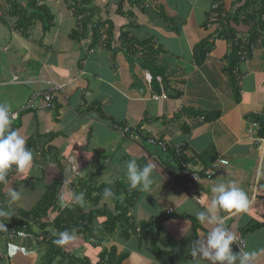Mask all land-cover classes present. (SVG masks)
Returning <instances> with one entry per match:
<instances>
[{"label": "crops", "instance_id": "1", "mask_svg": "<svg viewBox=\"0 0 264 264\" xmlns=\"http://www.w3.org/2000/svg\"><path fill=\"white\" fill-rule=\"evenodd\" d=\"M85 1L37 0L43 12L23 32L9 0H0V86H11L10 93L2 91L0 104L18 112L14 129L26 144L31 139L32 146L26 147L33 153L31 170L18 173L14 168L9 183L1 186V210L10 215L0 218L15 223L58 181V207L63 210L117 214L121 208L116 199L94 200L105 188L121 194L118 203L128 210L137 233L115 238L102 227L106 216H96L88 224L107 237L105 246L90 245L79 233L53 248L50 240L42 242L41 227L32 222L30 234L15 240L29 252L2 257L0 264H49V258L50 264H83L80 259L85 257L95 264L102 248L112 245L117 254H126L122 264H212L199 253L193 257L191 250L199 248L197 239L206 243L213 227L200 224L195 213L203 210L201 201L210 204L211 188L219 183H235L249 199L244 211L218 213L236 240L245 242L243 248L234 242L233 251L254 252L252 264H264V149L252 128L253 115L264 114V31L250 57L231 75L227 55L232 41L221 33L215 17L218 12L229 17L227 26L245 40L251 22L228 15L246 1L258 10L264 0ZM47 19L52 25L44 31ZM124 33L131 41L120 38ZM206 39L211 48L201 61L196 46ZM148 61L162 68L156 81L143 66ZM233 82L239 87V102ZM55 83L62 91L53 89ZM46 91L53 94L49 104L42 96ZM33 101L35 108L25 109ZM212 111L220 116L202 119L200 113ZM149 138L163 142L167 150ZM207 151L214 161L221 158L228 164L219 166L213 178H181V163L192 171L206 168L200 155ZM132 158L141 167L153 164L154 194L129 186L125 164ZM13 188L21 198L8 211L4 189ZM80 192L88 196L77 203ZM55 233L50 238H58ZM7 241L0 236V251L6 252Z\"/></svg>", "mask_w": 264, "mask_h": 264}, {"label": "trees", "instance_id": "2", "mask_svg": "<svg viewBox=\"0 0 264 264\" xmlns=\"http://www.w3.org/2000/svg\"><path fill=\"white\" fill-rule=\"evenodd\" d=\"M89 0H86L83 4L86 5ZM263 0H260L262 2ZM9 3L12 5V10L13 13L18 17V22H19V30L25 32L36 20L38 19L39 13L41 14L43 12L44 7L38 8L37 7V0H25L26 5L23 7V5L19 2V0H9ZM83 6L82 11L86 10V8ZM80 4L76 5V8ZM119 7H121V3L119 2ZM16 11H15V10ZM253 9V10H252ZM120 13V10H118ZM264 12V4H260V8L257 10L254 8V6L250 5V2L246 1L244 4L240 5L233 11L232 15H228L231 17V19H234V21L237 22H244V23H249L251 22V34L249 37L246 38L244 41L243 39H238V36L236 33L230 29L228 25L229 17H221V12H218V14L215 15V17L219 18V23L221 25L222 34H226L229 39L232 41V47L230 53L227 55V59L229 60V73L232 75L233 70L237 67V64L240 62H243L247 60L250 55L253 52L254 48V42L256 39L260 36L261 31H264V21L262 20V13ZM40 16V15H39ZM48 18V17H47ZM52 20L50 21L44 20V31H47L52 24H50ZM123 37L125 40H130L127 37V33L121 34L120 38ZM131 41V40H130ZM128 41H126L127 43ZM133 44V43H132ZM148 48L147 52L150 54H153V48H151L148 45H145V48ZM211 48V41L209 39L203 40L196 46V53L199 55V58L201 61L204 59V55L207 53V51ZM243 50L246 52V55L239 54V52ZM143 66L148 69L150 74L152 75V79L156 81L157 75L162 76V68H158L155 64L148 62L143 63ZM156 78V79H155ZM234 81V80H233ZM235 85L234 87V98L236 102H239V87L238 84L233 82ZM202 115V119L206 121H211L215 120L220 116L219 111H212V112H205V113H200ZM17 120V121H16ZM12 123V128H17L18 125L16 122L19 120L16 119ZM253 122H256L259 125V130H258V136L260 138H264V114L263 115H257L254 114L252 118ZM31 139L27 140V147L32 146V143L30 142ZM158 140V139H157ZM165 147H164V146ZM161 145L164 150H167V146L165 144ZM212 151H207L204 152L200 155V159L202 160L204 169H208L211 167V165L214 162V156L210 155ZM182 150L181 152L178 151L179 155H182ZM181 157V156H179ZM183 158L181 157V161ZM185 160V159H184ZM216 176V175H215ZM213 176V177H215ZM212 177V178H213ZM60 182L54 181L52 186L50 187V190L46 195L43 197V199L39 202L37 206H34L33 209L23 211L21 212L22 215H20V218L15 221V223H9L6 221H3L11 230L13 229L14 233L18 232H23L25 235H29V223L33 222V225H39L41 227L42 233L40 235H43L44 241H49L50 240V245H52L53 248L59 247L57 244H55L53 241L56 240L57 238H50L47 240V237H51L53 232H45L44 229L48 227L49 224L53 225L55 229V234L58 235L57 237L59 238V234L64 231H68L71 235L75 234H83L85 238L91 243L90 245L94 246H102L105 239L104 235L101 236L99 235V232L96 231L94 226H91L88 224L90 223L94 217L96 216H106V221L103 222L104 226L106 227L105 230L107 233H115L116 230V225L121 226V233H122V238L127 239L130 238L131 235H135L137 232V228L130 223V219L127 216L128 210L126 208L121 207V205L118 203L120 200V195L121 194H112L110 197L113 199H116V206L121 208L119 211H116L117 214H113L112 212L108 211H97V210H92L87 213H81L77 211L78 209L76 208L75 210H68V209H61L59 205V202L61 200V196L59 194L58 189L60 188ZM107 187V186H106ZM104 192V191H103ZM84 196H88V194H84ZM89 196L91 197V193H89ZM101 197H104V195L97 196L96 200H99ZM119 198V199H118ZM94 199V198H91ZM4 204H2L3 206ZM2 208V207H1ZM52 209L55 210L53 213H55V218L53 221L46 222L45 218L48 215L52 214ZM80 215V216H79ZM84 219H86L87 223H84ZM1 220V218H0ZM45 221V223H44ZM72 230H75L74 233ZM98 232V233H97ZM102 234V233H101ZM39 233H37L36 237L39 239L40 236ZM96 236L97 238H94L93 240H89ZM18 238H23V237H16L14 239H11L13 243H15V240ZM36 238V239H37ZM42 238V237H41ZM40 242V240H39ZM126 254H117V249L116 247H111L110 249L107 248H102V250L99 253V258L95 264H122V261L124 259V256ZM50 264L51 258L47 259ZM81 263L83 264H91L90 260L88 258H82L80 259Z\"/></svg>", "mask_w": 264, "mask_h": 264}, {"label": "clouds", "instance_id": "3", "mask_svg": "<svg viewBox=\"0 0 264 264\" xmlns=\"http://www.w3.org/2000/svg\"><path fill=\"white\" fill-rule=\"evenodd\" d=\"M15 118V115L10 112L8 104H0V183L5 185L9 183L8 173L13 168L18 173H26L33 167V153L26 147L25 137L18 130L12 128ZM153 168L152 163L141 167L136 158L128 160L125 169L129 186L132 189L154 194ZM211 193L210 204L204 205V202L201 201L203 210L197 211L195 216L200 224L213 225V227L206 233V243L197 239L196 243L199 244V248L191 250L192 256L196 257L199 253L201 259L210 260L212 264H252V257L255 256V253L242 250L233 251L232 245L236 242V237L225 226V219L218 214L220 211L240 212L246 210L249 207L247 193L235 183H219L211 188ZM103 195L105 198L110 197L112 195L111 188H105ZM7 196L12 202L21 198L19 191L14 188L7 193ZM75 200L77 203H82L84 193L80 192L76 195ZM9 215L8 212L0 210V216ZM72 231L74 233L75 230ZM72 238V235L66 230L61 232L59 238L53 242L57 245H64ZM18 252L24 253L21 250ZM28 252L27 250L26 253Z\"/></svg>", "mask_w": 264, "mask_h": 264}, {"label": "built area", "instance_id": "4", "mask_svg": "<svg viewBox=\"0 0 264 264\" xmlns=\"http://www.w3.org/2000/svg\"><path fill=\"white\" fill-rule=\"evenodd\" d=\"M218 4H215L213 6V8H218ZM146 8H149V5L148 4H145ZM246 40V39H245ZM244 40V41H245ZM239 54H242V55H246V52L241 50L239 52ZM234 73H237L236 71H234ZM239 79V78H238ZM55 90H58V91H62V86L59 85L58 83H55L54 84V88ZM42 96L44 97L45 101L49 104L51 103V101L53 100V94L51 93V91H46L42 94ZM160 95H155L154 98L155 99H158ZM164 98L166 97L165 95H162ZM27 108H35V103L34 101L29 103L27 105V107H25V109ZM22 110H24V108H22ZM12 114L15 115V120L18 119V112L15 111V112H11ZM14 122V121H13ZM12 122V123H13ZM252 128L256 130L257 132V140L259 142V148H262L264 149V139L262 138H259L258 137V130H259V125L256 123V122H253L252 123ZM122 131L124 133H127L129 131L128 128H123ZM149 141L151 143H154V144H159V145H163V142L157 140V139H154V138H149ZM164 146V145H163ZM180 151V150H179ZM228 164V161L225 160V159H217L216 161L213 162V164L211 165L210 168L208 169H202L200 171H192L189 169V167L187 166V164L185 163H181V166H182V173H181V178H187L191 181H197L199 179H202V178H212L213 176H215L217 173H218V169H219V166L221 165H227ZM13 171H14V168L8 173V178L13 174ZM3 184L0 183V188ZM2 200L0 198V210H1V207H2ZM5 236L8 241L6 243V252H2L0 251V258L2 257H12L14 256L18 251H22L24 253H26V248L24 246H18L16 245L15 243H13L11 241V239H14L16 238L17 236L18 237H24L26 236L23 232H18L17 234L14 233L13 229L11 230L4 222H2V220H0V236ZM237 242V245H239V247L243 248L245 246V242L243 239L241 238H238L236 240Z\"/></svg>", "mask_w": 264, "mask_h": 264}, {"label": "rangeland", "instance_id": "5", "mask_svg": "<svg viewBox=\"0 0 264 264\" xmlns=\"http://www.w3.org/2000/svg\"><path fill=\"white\" fill-rule=\"evenodd\" d=\"M234 76H235V75H234ZM20 77H22V76H20ZM22 81H23V80H22ZM10 87H11V86H4V87L0 86V95H1V93H2L3 90L7 89V91H8V89H9ZM8 92L10 93V90H9ZM13 92H14V91H13ZM154 145H155V144H154ZM4 193H8V192H6V189H4ZM4 202H5V204H6L7 208H8V211H11L12 209L15 208V203L12 202V201H10L7 195L5 196ZM54 218H55V217H53L52 215H48V216L45 218V220H46V222H49V221H53ZM44 223H45V221H44ZM44 231H45V232H48V231H49V232H53V231H54V227H53V225L49 224L48 227H46V228L44 229ZM104 234H105V233H104ZM119 236L121 237V236H122V233H121V232L118 233V231L115 232L114 237H115V238H119ZM106 238H107V237L104 236V239H106ZM110 238H111V237H110ZM110 238H109V239H110ZM46 239L49 240L50 237H47ZM106 243H107V242H106V240H105L103 246H105ZM111 247H115V246L112 245V246H110V247H107V249H110ZM49 255H50V254H49ZM49 255H48V256H49Z\"/></svg>", "mask_w": 264, "mask_h": 264}]
</instances>
